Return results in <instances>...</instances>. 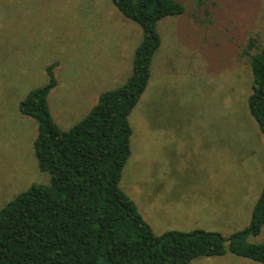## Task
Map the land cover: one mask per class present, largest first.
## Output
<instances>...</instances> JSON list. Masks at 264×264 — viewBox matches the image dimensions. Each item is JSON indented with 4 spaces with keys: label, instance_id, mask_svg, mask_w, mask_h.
Returning <instances> with one entry per match:
<instances>
[{
    "label": "rangeland",
    "instance_id": "obj_1",
    "mask_svg": "<svg viewBox=\"0 0 264 264\" xmlns=\"http://www.w3.org/2000/svg\"><path fill=\"white\" fill-rule=\"evenodd\" d=\"M178 1L184 14L157 25L161 46L128 117L119 188L155 235L198 229L228 239L249 226L264 180V138L248 111L252 77L243 54L250 41L264 49V0ZM141 41V29L111 0H0V209L32 184H50L33 152L37 124L19 112L48 83L47 68L55 65L49 112L68 130L101 93L126 82ZM205 195L232 211L200 210ZM242 241L264 244V226ZM225 247L221 257L190 264H259Z\"/></svg>",
    "mask_w": 264,
    "mask_h": 264
},
{
    "label": "trees",
    "instance_id": "obj_2",
    "mask_svg": "<svg viewBox=\"0 0 264 264\" xmlns=\"http://www.w3.org/2000/svg\"><path fill=\"white\" fill-rule=\"evenodd\" d=\"M202 2L203 0H199ZM142 32L132 73L118 88L103 92L88 114L68 130L51 117L47 97L56 86L55 65L48 83L19 104L21 115L37 124L33 152L49 185L32 184L0 209V264H190L228 251L264 264V244H244L264 226V180L249 226L224 239L216 232L169 231L155 235L135 203L119 188L130 156L128 117L151 79L161 46L157 25L180 17L178 0H111ZM252 77L250 116L264 138V49L250 41L243 53Z\"/></svg>",
    "mask_w": 264,
    "mask_h": 264
},
{
    "label": "crops",
    "instance_id": "obj_3",
    "mask_svg": "<svg viewBox=\"0 0 264 264\" xmlns=\"http://www.w3.org/2000/svg\"><path fill=\"white\" fill-rule=\"evenodd\" d=\"M95 101L97 102V100H95ZM203 199H205V200L200 201L201 203L198 204V208L204 212L221 213L222 211H229V212L232 211L231 206L227 207L226 205H222V203H220L221 202L220 200H219V204H217V205L212 204L211 203L212 200L210 199L209 195H205L203 197ZM187 203H188V208L192 207L194 205V204H191L192 203L191 199H188Z\"/></svg>",
    "mask_w": 264,
    "mask_h": 264
}]
</instances>
